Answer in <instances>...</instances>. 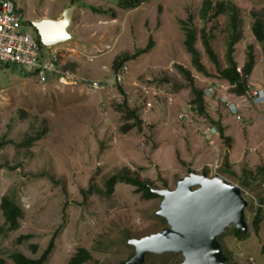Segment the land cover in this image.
<instances>
[{
	"label": "rangeland",
	"instance_id": "obj_1",
	"mask_svg": "<svg viewBox=\"0 0 264 264\" xmlns=\"http://www.w3.org/2000/svg\"><path fill=\"white\" fill-rule=\"evenodd\" d=\"M9 1L32 22L61 18L73 0ZM121 2L76 0L74 38L57 45L64 49L65 66L89 83L45 85L20 67H0V204L9 196L23 210L18 227L11 228L0 206V258L15 264L11 254L22 252L37 259L53 241L44 264H66L80 248L91 254L84 264H129L135 255L129 241L163 229L157 214L163 198L144 199L136 186L123 181L107 193V181L126 171L153 187L174 189L192 167L213 175L210 164L227 161L236 177L225 176L242 187L249 202L250 227L245 239L237 238L232 227L220 242L231 254L230 264H264V204L259 203L264 197V104L232 97L241 107L230 113L221 99L232 86L217 79L228 67L229 7L234 4L242 18L233 54L238 70L250 46L256 61L245 94L264 89V43L253 33L256 20L264 26V0H212L205 18L201 11L207 0H140L135 8ZM221 5L226 12L210 17ZM21 29L37 35L29 24ZM189 29L195 31V46L210 76L197 70L186 48ZM203 31L212 38L219 65L206 52ZM119 56L128 59L113 78ZM179 67L205 92L216 84L205 96V107L228 142L204 117L179 119L193 99ZM126 107L137 110L138 123L121 112ZM208 125L217 128L209 133L210 142L202 135ZM245 178L248 187L242 186ZM259 208L256 235L252 218ZM182 261L181 254L148 253L142 264Z\"/></svg>",
	"mask_w": 264,
	"mask_h": 264
},
{
	"label": "water",
	"instance_id": "obj_2",
	"mask_svg": "<svg viewBox=\"0 0 264 264\" xmlns=\"http://www.w3.org/2000/svg\"><path fill=\"white\" fill-rule=\"evenodd\" d=\"M14 3L10 2L9 10ZM76 6L67 7L61 18L33 21L43 46H56L73 38L70 28ZM161 196L157 212L166 227L157 233L129 241L135 255L129 264H142L148 253H175L183 256L181 264H230L219 237L234 227L247 234L248 200L242 187L220 174L190 170L174 189L151 187Z\"/></svg>",
	"mask_w": 264,
	"mask_h": 264
},
{
	"label": "trees",
	"instance_id": "obj_3",
	"mask_svg": "<svg viewBox=\"0 0 264 264\" xmlns=\"http://www.w3.org/2000/svg\"><path fill=\"white\" fill-rule=\"evenodd\" d=\"M121 1H122L121 4L125 8H135V7L140 5V3H139L140 0H121ZM71 4L72 5L76 4V0H73ZM212 4H213L212 0H207L205 7L201 11V13H202L201 16L203 18H205L207 16V14L209 13V11L211 10ZM19 12L21 13V10H19ZM224 12H226V9L221 5L218 8H216V11L212 15H210V17H213V16L218 17ZM229 13H230L229 14V16H230V27L232 28L233 33L231 35V38H230V41L228 44V51H227L228 67L220 70L219 78H217V79H220L219 81H224V82L230 84L232 86L231 92L236 94L237 96H242L246 93V91H248L250 89L249 78L253 72L255 65H256V61H255V55H254L253 50H252L253 47L250 46L248 59H247L245 65L243 66L242 70H240V71L238 70V63L235 61L233 54L235 51V45L237 44V42L239 41V38L241 37L240 28H241V24H242V18L240 16L239 9L234 4L230 5ZM26 23L29 24L30 26H32L31 22H26ZM35 32L37 33L36 29H35ZM253 33L255 34L258 41H260L261 43H264V26H263L262 21L256 20L254 22ZM202 36H203V44L206 48V52L209 54V56L211 57L213 62L216 63V65H219L218 57L215 54L213 48L211 47V44L209 43V39H212V38L210 36H207L206 34H204V31H203ZM36 37H37V40L40 43V45L43 46L41 41H40L38 34L36 35ZM195 42H196L195 31L192 29H189L188 33H187V40L185 42L186 48H187L188 52L192 55V59H193L192 61L194 62L197 70L206 76H210V73L207 71L206 67L201 62V54H200L199 50H197V48L195 46ZM127 59H128L127 57L123 58L122 56H119L118 59H116L114 64H113L114 71L120 72L124 63L127 61ZM179 70L181 73H183L185 75V78L188 81V87L190 88L191 95H193V99L191 100V103L193 105H196L199 108L200 114L202 115V117H204V119L211 121L212 124H214L218 127L220 134L222 135V138H225L226 141L228 142L230 137L224 136L225 129L220 124V122L212 120L210 118V116L207 115V109L205 107L206 100L204 97V90L201 88H198L196 85H194L193 80L191 79V73L188 70L180 68V67H179ZM126 105L127 104H125V106ZM121 112L127 113L126 118H135L136 122L137 123L139 122L137 120L138 115H137L136 109H130V108L126 107V111L121 109ZM125 128H126V126H125ZM126 129H128V127ZM223 163H224V166L222 165V167L219 169V173L224 175V176L227 174L229 176L236 177V174L233 171L229 170L227 161H224ZM205 171H207V169H205ZM247 180H248V178H245L242 181V186H246V187L249 186ZM118 181L127 182L129 184L136 186L137 187L136 191L141 192L142 197L144 199L149 200V199H152L155 197H159L156 193H154L152 191L151 187H153V186L149 182L142 181V180L138 179L137 177L130 175L126 171H124L120 174L113 175L107 181V185H106L107 191L106 192L111 193L114 183H116ZM97 192H102V191L97 190ZM259 198H260L259 203L261 205H263L264 204V197H259ZM0 206L2 209L4 219L7 223L10 224V227L11 228L18 227V225H19L18 221L21 218V216L23 215V210L21 209V207L19 205H17L9 196H3ZM261 213H262L261 208H259L252 218V226L255 229L256 235H258L259 231H260V225H261V221H262V218H261L262 214ZM162 220H163L162 221L163 222L162 228H164V227H166V220L164 218H162ZM232 231H233L234 235L237 238H239L240 240L245 239L248 236L246 234H243L242 231L237 230L234 227H233ZM228 232H230V229L228 230ZM219 240L221 241V237H219ZM52 250H53V241H52V243L49 244L48 248L45 250V252L42 254V256L40 258L33 259L30 257H27L22 252H15V253L11 254V259L13 260V262L15 264H44L45 261L47 260L48 256L52 252ZM262 251L264 252V247H263ZM228 254L230 255L229 258L231 259L230 252ZM90 259H91V254L89 253V251L85 248H80L69 259V261L66 264H84ZM0 264H7L4 258H0ZM103 264H106V263H103ZM120 264H127V261L121 262Z\"/></svg>",
	"mask_w": 264,
	"mask_h": 264
},
{
	"label": "built area",
	"instance_id": "obj_4",
	"mask_svg": "<svg viewBox=\"0 0 264 264\" xmlns=\"http://www.w3.org/2000/svg\"><path fill=\"white\" fill-rule=\"evenodd\" d=\"M10 1L0 0V67L15 66L22 68L26 73L35 77L40 84H54L57 87L76 86L81 83H89L88 79L73 72L66 67L62 57H65L63 48L59 46H41L34 34L23 31L21 28L26 21L18 9L9 10ZM45 48V49H44ZM119 73L113 78L119 77ZM93 87L97 83L91 84ZM216 87L211 85L206 89V95L214 93ZM248 98L254 102L262 101L264 89H255L249 94ZM245 97V96H243ZM245 99H248V98ZM225 97H222L224 101ZM244 99V100H245ZM202 117L196 105L189 104L187 110L179 114V119ZM217 129L214 125H208L203 130V138L210 142V132ZM219 165V162H217Z\"/></svg>",
	"mask_w": 264,
	"mask_h": 264
},
{
	"label": "clouds",
	"instance_id": "obj_5",
	"mask_svg": "<svg viewBox=\"0 0 264 264\" xmlns=\"http://www.w3.org/2000/svg\"><path fill=\"white\" fill-rule=\"evenodd\" d=\"M10 2H12V3H14V5H15V9H17L16 8V4H15V2H13V1H10ZM1 9V8H0ZM18 10H20V9H18ZM33 22V21H32ZM32 22H31V25H32ZM27 24V23H26ZM33 27V26H32ZM37 34H38V32H37ZM36 36V35H35ZM57 46V45H56ZM215 87H216V84L215 83H212ZM216 89V88H215ZM253 90H255V89H252L251 91H253ZM251 91H249V92H251ZM247 92V91H246ZM206 96V92L204 91V97ZM243 96H245L244 97V99L247 97V95L246 94H244V95H242V96H237L236 94H234V93H232V92H230V94L228 95V96H223V97H225V99H224V101H222L221 100V103H223V104H225L226 105V107H227V109L229 110V112L230 113H232V114H235L238 110H239V108L241 107V104L240 103H236L235 102V100L233 99V98H238V99H241ZM232 98V100L230 99V98ZM248 98V97H247ZM242 100L243 102L244 101H247V102H251L250 104H253V105H263L264 104V95H263V97H262V101L261 102H259V103H256V102H254L252 99H250V98H248V99H245V100ZM222 167V164H220L219 166H216L215 167V171L212 173L213 175L214 174H220L219 173V170L218 169H220ZM195 171V170H194ZM204 172V171H203ZM207 173V172H206ZM213 175H210V176H213ZM220 175H222V174H220ZM224 176V175H223ZM224 177H226V176H224ZM227 178V177H226ZM238 184V183H237ZM248 220V219H247Z\"/></svg>",
	"mask_w": 264,
	"mask_h": 264
},
{
	"label": "crops",
	"instance_id": "obj_6",
	"mask_svg": "<svg viewBox=\"0 0 264 264\" xmlns=\"http://www.w3.org/2000/svg\"><path fill=\"white\" fill-rule=\"evenodd\" d=\"M73 38H74V36H73ZM72 38V39H73ZM239 110H240V108H239ZM214 164V166H215V162L214 163H212V164H210V165H213ZM214 166H209L211 169H213V170H215V167ZM192 168H194L193 170H195V167H192ZM195 171H197V172H200L199 171V168H196V170ZM203 172V171H202Z\"/></svg>",
	"mask_w": 264,
	"mask_h": 264
}]
</instances>
